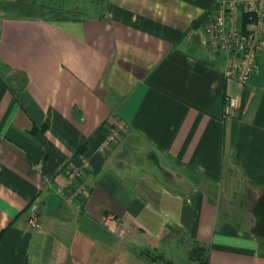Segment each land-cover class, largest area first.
Listing matches in <instances>:
<instances>
[{
	"label": "crops",
	"instance_id": "0c3cea01",
	"mask_svg": "<svg viewBox=\"0 0 264 264\" xmlns=\"http://www.w3.org/2000/svg\"><path fill=\"white\" fill-rule=\"evenodd\" d=\"M216 1L0 10V264H91L118 236L164 253L172 230L207 264H264V57L249 84L226 78L204 31ZM83 160L88 193L69 204L58 189Z\"/></svg>",
	"mask_w": 264,
	"mask_h": 264
},
{
	"label": "built area",
	"instance_id": "2783aa9c",
	"mask_svg": "<svg viewBox=\"0 0 264 264\" xmlns=\"http://www.w3.org/2000/svg\"><path fill=\"white\" fill-rule=\"evenodd\" d=\"M204 31L209 47L225 53L224 73L226 78L243 85L251 82L257 75L260 60L264 57V0H217L208 14ZM238 109L237 98H229L226 114L229 116ZM126 131V125L119 123L112 128L104 148ZM89 160H83L80 167L74 168L66 183L58 193L66 195L69 204L79 205L88 193L85 175L91 172ZM30 223L34 228L43 229L40 222L38 204L31 206ZM116 217L107 214L103 226L110 228Z\"/></svg>",
	"mask_w": 264,
	"mask_h": 264
},
{
	"label": "rangeland",
	"instance_id": "374dc122",
	"mask_svg": "<svg viewBox=\"0 0 264 264\" xmlns=\"http://www.w3.org/2000/svg\"><path fill=\"white\" fill-rule=\"evenodd\" d=\"M63 7L75 9L82 13L90 14L94 12L95 5L102 0H61ZM12 2L15 5L23 3L29 6V0H0V4ZM42 2L38 0V3ZM3 6V5H1ZM12 11V10H11ZM9 14H20L17 10L8 12ZM44 14L49 18L58 19L60 17L76 16L74 12H62L55 6L46 7L45 4L36 6L32 14ZM170 236L163 239L164 253H159L150 248H142L127 244L126 241L119 240V236L113 238L114 245L111 253H104L99 245L92 247V252L96 260L91 264H204L207 257V249L193 240H186L181 237L178 230H172ZM78 264V263H76Z\"/></svg>",
	"mask_w": 264,
	"mask_h": 264
},
{
	"label": "trees",
	"instance_id": "16d2710c",
	"mask_svg": "<svg viewBox=\"0 0 264 264\" xmlns=\"http://www.w3.org/2000/svg\"><path fill=\"white\" fill-rule=\"evenodd\" d=\"M29 3H30L29 5L31 7L30 8H26L23 3H18L17 5H15L12 2H6L4 4H0V10H3L5 12H7V13L8 12H12L13 10H16V11L18 10L20 12V14H22V15H31V16H33V15H35V13L34 14H32V13L36 9V6H38V3H37V0H29ZM1 5H3V6H1ZM46 7H48V6H46ZM56 8L60 10V13H61V11L62 12L64 11L61 8H58V7H56ZM64 12H66V11H64ZM69 17H72V16H69ZM60 18H68V17H65L63 15V17H60ZM205 248L207 249V247H205ZM207 251H208V249H207ZM207 260H208V254H207V257H206V259L204 261V264H207Z\"/></svg>",
	"mask_w": 264,
	"mask_h": 264
}]
</instances>
